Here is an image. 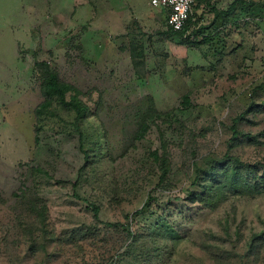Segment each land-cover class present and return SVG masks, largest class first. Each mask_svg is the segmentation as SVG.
I'll list each match as a JSON object with an SVG mask.
<instances>
[{
	"label": "rangeland",
	"instance_id": "obj_1",
	"mask_svg": "<svg viewBox=\"0 0 264 264\" xmlns=\"http://www.w3.org/2000/svg\"><path fill=\"white\" fill-rule=\"evenodd\" d=\"M193 20L0 0V264H264V0ZM44 64L81 121L37 120Z\"/></svg>",
	"mask_w": 264,
	"mask_h": 264
},
{
	"label": "trees",
	"instance_id": "obj_2",
	"mask_svg": "<svg viewBox=\"0 0 264 264\" xmlns=\"http://www.w3.org/2000/svg\"><path fill=\"white\" fill-rule=\"evenodd\" d=\"M204 1L205 0L201 1L199 5H201V3ZM193 22L190 20L188 22V25L180 32H173L171 30L169 31L175 35H179V36L184 35ZM44 66H46L45 78L43 82L44 101L37 107L35 111V116L37 120L40 119L41 116L45 114V111L50 109V106L54 101H58L63 106H66V107L71 106L76 111L77 120L81 121L83 118H85L87 114V108L85 106H82V103L77 101V98H73L71 101H67V95L73 92L74 90L73 87L63 82L59 78V75L55 71L50 69L47 66V64H44ZM79 135H80V138H82V133H80ZM36 141H37V138H36ZM85 155L87 158L88 153H85ZM262 180L264 181V176L262 177ZM93 212H94L95 217H97L98 212H99L98 207L94 206Z\"/></svg>",
	"mask_w": 264,
	"mask_h": 264
},
{
	"label": "built area",
	"instance_id": "obj_3",
	"mask_svg": "<svg viewBox=\"0 0 264 264\" xmlns=\"http://www.w3.org/2000/svg\"><path fill=\"white\" fill-rule=\"evenodd\" d=\"M203 0H149L154 9L162 10L166 14L167 28L173 32L182 31L191 20L195 8Z\"/></svg>",
	"mask_w": 264,
	"mask_h": 264
},
{
	"label": "crops",
	"instance_id": "obj_4",
	"mask_svg": "<svg viewBox=\"0 0 264 264\" xmlns=\"http://www.w3.org/2000/svg\"><path fill=\"white\" fill-rule=\"evenodd\" d=\"M197 8H198V6H197L195 9H197ZM136 11H137V10H136ZM160 11L163 12L162 10H160ZM137 12H138V15H139V14H142V13H140L139 11H137ZM163 13H164V12H163ZM124 15H125V14H122V16H124ZM164 15L166 16L165 13H164ZM120 17H121V16H120ZM166 26H167V25H166ZM167 29H168V28H167ZM168 31H169V29H168ZM120 34H123V33H120ZM124 38H125V37H123L122 40H124ZM119 40H120V39H119Z\"/></svg>",
	"mask_w": 264,
	"mask_h": 264
}]
</instances>
